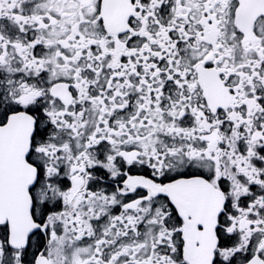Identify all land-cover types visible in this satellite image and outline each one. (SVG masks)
<instances>
[{
  "label": "snow or ice",
  "instance_id": "6c2138e0",
  "mask_svg": "<svg viewBox=\"0 0 264 264\" xmlns=\"http://www.w3.org/2000/svg\"><path fill=\"white\" fill-rule=\"evenodd\" d=\"M0 264H264V0H0Z\"/></svg>",
  "mask_w": 264,
  "mask_h": 264
}]
</instances>
